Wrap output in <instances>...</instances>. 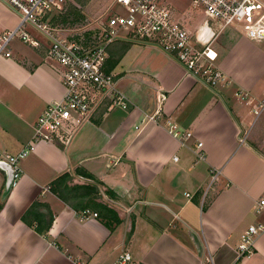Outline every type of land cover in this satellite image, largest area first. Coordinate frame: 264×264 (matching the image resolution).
Here are the masks:
<instances>
[{"label": "crops", "instance_id": "crops-1", "mask_svg": "<svg viewBox=\"0 0 264 264\" xmlns=\"http://www.w3.org/2000/svg\"><path fill=\"white\" fill-rule=\"evenodd\" d=\"M18 22L0 1V37ZM188 23L194 31L198 21ZM11 41L8 55L0 54V153L16 154L65 89L44 47ZM125 43L112 42L109 59ZM215 48L226 81L210 86L159 48L131 44L111 70L125 108L109 109L105 99L70 144L37 142L12 187L0 166V264H264V230L248 257L240 262L237 255L248 226L264 223V108L258 116L251 110L264 100V39L231 31ZM237 91L247 92L251 105ZM167 120L181 135L168 132ZM76 186L83 188L74 195ZM35 201L45 206L28 224L22 216ZM90 201L112 209L119 222L107 226ZM86 208L97 216L80 221L75 213ZM49 213L52 222L39 233L34 217ZM126 252L130 259L120 262Z\"/></svg>", "mask_w": 264, "mask_h": 264}, {"label": "built area", "instance_id": "built-area-1", "mask_svg": "<svg viewBox=\"0 0 264 264\" xmlns=\"http://www.w3.org/2000/svg\"><path fill=\"white\" fill-rule=\"evenodd\" d=\"M0 1L19 16L17 26L1 35L0 54L8 55L5 46L16 37L32 47H44L45 58L55 64L65 89L64 96L49 102L38 116L31 140L18 153H0V166L7 167L12 185L22 175L20 161L35 149L37 142L70 144L78 129L105 99L109 101V109L114 105L127 106L125 96L115 87L114 75L104 69L108 47L115 40L145 41L172 55L188 75L215 86L226 81L217 63L219 56L215 48L224 33H241L255 41L264 39V0H191L192 6L202 13L194 31L179 20L177 10L166 0H115L120 9L109 10L99 27L89 29L92 33L86 36L84 32L78 39H73L77 35H65V28L50 22L54 14L63 12L65 0ZM28 26L41 38L32 36ZM235 95L250 104L247 92L237 91ZM157 98L162 102L165 96L159 93ZM263 108L264 100L251 108L253 115L258 116ZM166 125L174 137L181 135L175 123L167 120ZM190 135V132L185 134ZM201 146L198 142L197 147ZM259 204L264 208V198ZM75 214L80 221L97 216L88 208ZM263 230L264 223L258 222L249 225L241 235L237 252L240 262L252 253L254 238ZM120 257V262L130 259L127 252Z\"/></svg>", "mask_w": 264, "mask_h": 264}, {"label": "rangeland", "instance_id": "rangeland-1", "mask_svg": "<svg viewBox=\"0 0 264 264\" xmlns=\"http://www.w3.org/2000/svg\"><path fill=\"white\" fill-rule=\"evenodd\" d=\"M166 1H168L173 7H175V9L177 10L176 15L181 17L179 20H182L183 23V19H187L188 22L191 18L194 19L195 23L192 28L195 27L197 21H200L202 19L201 10L199 8L193 7L191 4V0ZM118 9H120V7L119 5H117V3H115V0H65L64 9L62 13L67 16L68 23L63 24L59 22L58 24L65 27L68 30V33H72V36L77 35L75 37L79 38L80 35L84 34V32V35L87 36L89 29H95L99 27L105 21L109 10L118 11ZM77 10L80 12L79 16H76ZM196 15H198V17ZM188 22L185 23L186 27H190ZM33 30L37 32L35 29ZM37 34L39 35L38 32ZM18 39L19 38L17 37L13 38L9 45H12L17 42L22 44L23 42ZM22 46L25 45L22 44Z\"/></svg>", "mask_w": 264, "mask_h": 264}, {"label": "trees", "instance_id": "trees-1", "mask_svg": "<svg viewBox=\"0 0 264 264\" xmlns=\"http://www.w3.org/2000/svg\"><path fill=\"white\" fill-rule=\"evenodd\" d=\"M80 15V12L77 10L76 11V16H79ZM68 18L65 14H63L62 12L60 13H57V14H54L51 19H50V22L53 23V24H58L59 22L60 23H68ZM92 33V31H89L87 33L90 34ZM73 39H78L77 37H73ZM126 43L125 45L123 46V48L120 50V52L118 53L117 57L116 58H110L108 57V59L106 60V63H105V71L106 72H111V70L114 68V66L117 64L119 58L124 54V52L127 50V48L131 45V44H134V43H140V44H146L147 42L145 41H142V40H138V39H125L123 38ZM148 44V43H147ZM82 176L84 177H88V178H91L92 176L85 170L81 169L78 171ZM68 177V174L65 173L63 175H61L60 177H58L55 181L56 183H59V181H65V179H67ZM61 184V183H60ZM10 186L12 187V184L10 183ZM52 188V191L59 194V192L57 191V189L52 185L51 186ZM79 188H83L81 186H76V187H73V190H74V195H76V190H78ZM85 188H87L88 190L90 191H93V193H96V189L95 187H92V186H86ZM61 194V193H60ZM97 194V193H96ZM6 193L3 194V196H5ZM61 196V195H60ZM63 197V196H62ZM5 198V197H4ZM92 204L98 206V207H101L102 208V211H104V213L100 214V217H106V220L105 221V224L107 226L110 227L111 223L109 222H115V223H118L119 220H118V217L116 215V213L110 209L109 207H107L106 205H103V204H100V203H96L94 201H90ZM39 206H45L44 203H41L39 201H35L34 203L31 204V206L28 208V210L26 211V213L22 216V220L25 221L26 223L28 224H32V221H29V215L31 214V212H33V210L36 208V207H39ZM0 208H1V204H0ZM34 218H36L35 220L37 221V224L35 225V229L39 232V233H44L48 230L51 222H52V214L49 213V217L48 219L44 220L43 219V216L39 215V216H35ZM109 221V222H108Z\"/></svg>", "mask_w": 264, "mask_h": 264}]
</instances>
